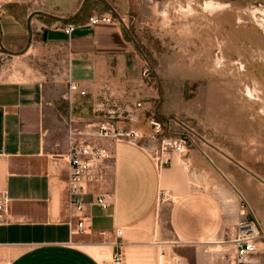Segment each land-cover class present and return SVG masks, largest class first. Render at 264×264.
Returning a JSON list of instances; mask_svg holds the SVG:
<instances>
[{"label": "crops", "instance_id": "0c3cea01", "mask_svg": "<svg viewBox=\"0 0 264 264\" xmlns=\"http://www.w3.org/2000/svg\"><path fill=\"white\" fill-rule=\"evenodd\" d=\"M85 8L86 0H0V196L7 199L0 264H105L115 252L121 264H155L159 245L183 264L178 247L192 250L194 264H211L206 248L227 236L235 219L205 188L209 167L196 150L168 155L170 164L157 169L149 143L102 142L111 154L105 183L88 186L86 232L76 231L67 135L95 112L84 107L98 89L136 87L142 73L119 25L88 26L95 12ZM68 25L75 28L65 35ZM102 193L106 210L94 204Z\"/></svg>", "mask_w": 264, "mask_h": 264}, {"label": "rangeland", "instance_id": "374dc122", "mask_svg": "<svg viewBox=\"0 0 264 264\" xmlns=\"http://www.w3.org/2000/svg\"><path fill=\"white\" fill-rule=\"evenodd\" d=\"M85 9L113 17L142 73L136 87L112 96L98 89L84 107L95 112L74 122L69 145L72 131L94 133L108 120L150 145L195 129L209 158L201 155L204 186L235 219L206 258L229 264L231 240L252 223L263 238L251 264H264V0H86ZM173 251L194 264L190 248Z\"/></svg>", "mask_w": 264, "mask_h": 264}, {"label": "built area", "instance_id": "2783aa9c", "mask_svg": "<svg viewBox=\"0 0 264 264\" xmlns=\"http://www.w3.org/2000/svg\"><path fill=\"white\" fill-rule=\"evenodd\" d=\"M113 23L114 19L109 13H94L87 19L86 24L95 26ZM74 28L75 25H68L63 29V33L68 35ZM68 91L76 92L77 86L69 84ZM180 129L181 133L178 137H162L152 146L149 155L157 169L165 168L170 164L168 155H184L189 150H196L209 159L203 149L205 144L202 136L195 129L188 126H182ZM76 136L82 138L78 137L77 139ZM70 137V145L66 154L68 165L66 191L68 205L77 214L76 231L83 234L86 232L83 197L88 194L90 184L100 186L105 183L106 172L109 168L108 162L111 160V154L106 146L101 143L107 140L141 142L144 138L136 131L123 130L117 127L111 120L99 123L94 133L74 130L71 132ZM106 196L107 194L102 193L94 198V204L102 210H106L109 206ZM6 204L7 199L0 196V215L5 212ZM115 236L120 238L121 231H115ZM262 238L263 234L259 232L254 224L244 223L240 225L238 233L231 240L232 256L229 258V264H251L253 256L258 251L259 240ZM113 246L118 247L119 244L113 243ZM105 264H121L119 252H115L111 260ZM155 264H183V261L178 256L167 254L159 245L156 249Z\"/></svg>", "mask_w": 264, "mask_h": 264}, {"label": "bare ground", "instance_id": "6f19581e", "mask_svg": "<svg viewBox=\"0 0 264 264\" xmlns=\"http://www.w3.org/2000/svg\"><path fill=\"white\" fill-rule=\"evenodd\" d=\"M207 6L211 7L210 5H207ZM263 14H264V12H263Z\"/></svg>", "mask_w": 264, "mask_h": 264}]
</instances>
